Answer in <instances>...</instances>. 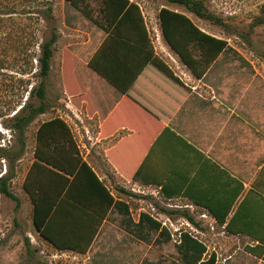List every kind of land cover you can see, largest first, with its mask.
Here are the masks:
<instances>
[{
  "label": "trees",
  "instance_id": "16d2710c",
  "mask_svg": "<svg viewBox=\"0 0 264 264\" xmlns=\"http://www.w3.org/2000/svg\"><path fill=\"white\" fill-rule=\"evenodd\" d=\"M65 1L84 17L96 23L108 35H112V38L121 41L125 53L115 54L113 60L116 63L123 62L126 65L129 52L137 50L145 54L143 65L149 61H159L163 64L155 55L143 14L137 3L132 0ZM91 1H96L98 4L100 14L97 19L93 18V11L90 8ZM165 1L182 6L186 13L169 7L160 9L159 18L163 37L195 77L202 79L212 63L227 50L228 41L199 28L187 16V13L221 27L224 26L225 21L210 11L207 5L210 0ZM51 12L50 8L48 17ZM263 27L264 2L258 6L248 32L253 34ZM57 39V35L52 34L50 39L41 42L40 53L35 57L38 62V69L35 72L33 68L30 73L26 72V63H30L27 57L19 59L22 61L20 71L24 72L20 75L29 74L31 78L28 80L20 78L18 87L6 90L3 97L0 117H4L5 120L2 126L11 132L14 144L2 146L0 142V195L14 200L17 209L21 208L22 201L13 194L10 188L14 178L13 165L26 153L27 133L31 125L41 115L47 113L43 104L35 106L32 100L38 98L44 102L46 99V79L51 72ZM197 52L199 55L196 56ZM67 63L70 64L69 61ZM106 64H108V57L102 60L101 49L98 52V61L97 58H93L89 62L91 69L98 72L118 90L127 93L132 81L127 82L121 74L109 71ZM32 78L38 79V84H33ZM68 82L73 84H68ZM66 84L67 93L76 96L77 88L73 74L69 71L66 74ZM167 133H171V136L183 144L184 148L173 150L167 158L170 160V166L161 176L162 194L166 198H187L196 206L207 209L213 215L217 226H225L226 234L230 236L249 239L253 244L247 247V251L264 260V183L260 181L261 177L264 178V168L251 188L246 189L242 182L221 170L185 140L169 130L165 134ZM2 139L3 136L0 133V141ZM152 153L150 151L148 157H152ZM108 156L124 176L145 184L158 183L151 182L153 178L145 176L143 167L135 171L117 162L112 151L108 152ZM3 161L7 164L5 173L3 172ZM198 165L203 166L199 169L202 172L214 174L216 178L214 187L206 186L204 183L198 184L195 179L191 178ZM223 182L224 185H222ZM23 189L29 195L33 206V224L37 232L60 251L86 253L101 225L112 209L118 205L112 192L80 156L71 128L60 117H54L37 126L34 162L27 172ZM84 192L88 196L95 197L97 202L90 203L85 200ZM121 192L127 193L125 190ZM77 212H88L92 216H97L98 219L78 224L73 221L77 220ZM126 212H128L127 209ZM188 219L193 222L190 216ZM143 220L156 229L160 227L149 216H143ZM60 226H69L72 236H64L60 233L61 231L57 233L56 228ZM89 227L93 229L90 234L86 231ZM184 246L186 252L193 251L196 254L195 259L200 261L205 248L196 239L185 235ZM215 259L213 255L209 264H215Z\"/></svg>",
  "mask_w": 264,
  "mask_h": 264
},
{
  "label": "rangeland",
  "instance_id": "374dc122",
  "mask_svg": "<svg viewBox=\"0 0 264 264\" xmlns=\"http://www.w3.org/2000/svg\"><path fill=\"white\" fill-rule=\"evenodd\" d=\"M132 1L141 9L145 25L148 26L146 29L149 28L154 52L163 54V43L166 41L161 32L160 9L169 7L186 13L185 9L165 0ZM263 2L264 0L208 1L210 11L225 21L223 27L194 15H191V18L202 30L228 41L227 50L209 68L210 80L225 78L228 82L235 83L234 86H244L248 118L259 126L262 131L260 138L264 144V27L257 29L253 34L248 32L252 18ZM50 8L52 12L48 17ZM63 8V0H0V111L5 91L18 87L20 78H31L29 74L20 75L24 72L20 71L22 61L19 59L27 57L30 63H26V72L30 73L31 68L35 72L38 69L35 57L40 53L39 45L42 41L50 39L52 34L58 37L55 59H52L51 72L46 79V99L44 102L38 98L32 100L35 106L43 104L47 113L31 125L27 133L26 153L13 165L14 178L10 188L13 194L21 199V208L17 209L16 202L11 198L0 195V264H80L75 259H66L65 255L58 257V249L54 247L56 250H53L49 245L51 243L40 236L33 224L31 200L23 189L27 172L34 162L36 129L40 123L54 117L62 118L71 128L80 156L78 143L81 140L94 142L93 134L88 133L83 137L76 134L77 129L82 132L83 123L90 122L85 114L79 111L75 119L77 109L72 105L79 107L77 98L68 94L62 84L61 55L71 41L68 33L62 31ZM66 8L69 9V6L66 5ZM90 8L93 18L97 19L100 14L97 2L91 1ZM86 20L90 22L91 27L94 22L88 18ZM38 82V79L32 78L33 84ZM82 115L85 116L83 120ZM4 120V117H0V133L3 136L0 142L2 146H12L14 138L11 132L2 126ZM98 158H101L100 153ZM98 164L101 165V162ZM6 165L3 161L4 173L7 170ZM98 172L118 204L109 213L107 225H113L116 231L113 237L117 243L112 246L111 252L118 250L120 254L104 264H209L213 255L216 258L215 264H264L262 258L247 251V247L253 244L249 239L226 234L210 217H205L203 211L189 209L188 206L192 205L189 200L179 198L169 202L160 187L140 184L131 178H124L119 173L113 175L110 168H98ZM262 179L264 178L261 177ZM145 215L160 227L156 229L143 220ZM185 235L196 239L205 248L200 261L195 259L196 254L193 251L186 252Z\"/></svg>",
  "mask_w": 264,
  "mask_h": 264
},
{
  "label": "crops",
  "instance_id": "0c3cea01",
  "mask_svg": "<svg viewBox=\"0 0 264 264\" xmlns=\"http://www.w3.org/2000/svg\"><path fill=\"white\" fill-rule=\"evenodd\" d=\"M63 7L62 31L68 33L71 41L61 55L62 84L66 89V74L71 72L79 105H72L77 109L75 116L74 111L72 112L73 116L77 119L76 115L82 112L90 122L83 123L82 132L77 129L76 134L83 137L89 133L94 136L93 143L83 140L80 141L81 145L78 143L81 156L101 181L104 182L98 168H110L113 175L119 173L129 179L118 171V167L108 156V152L112 151L115 160L123 167L135 171L143 167L145 176L153 178L154 181L151 182H158L146 185L162 189L161 176L169 169V154L173 150H181L180 147L184 148L171 133L165 134L169 130L200 151L221 170L242 182L246 189L251 188L264 165V144L260 138L262 131L259 126L248 118L244 86H234L235 83L228 82L225 78L211 81V69L202 79H197L167 42L163 43L165 54L155 52L165 65L159 61H149L143 65L145 54L137 50L129 52L126 65L123 62L116 63L113 60L115 54L125 53L121 41L112 38V35H108L97 24L92 23L90 27V22L65 0ZM191 15L187 13L190 19ZM147 30L150 34L149 28ZM100 49L102 60L108 57V70L121 74L127 82L132 81L127 93L118 90L90 68L91 59L97 58L98 61ZM83 115L82 120L85 117ZM163 134L165 136L158 141ZM150 151L153 152L152 157H148ZM98 153L101 158H98ZM200 168L203 166L198 165L191 178L198 184L214 187V174L202 172ZM103 176L106 177L105 174ZM261 181L264 183L263 179ZM84 195L88 202H97L95 197L88 196L85 192ZM179 198L182 197L166 199L175 201ZM192 205L216 223L207 209L194 203ZM76 219L73 221L81 224L98 217L88 212H77ZM107 224L108 218L97 231L86 253L58 251L53 245H49L57 251L58 257L65 255L66 259H75L80 264H104L120 254L118 250L111 252L112 246L117 243L113 237L116 231L113 225ZM222 229L226 233L225 226ZM92 230L91 227L86 228L89 234ZM56 231H61L64 236H72L69 226L57 227Z\"/></svg>",
  "mask_w": 264,
  "mask_h": 264
},
{
  "label": "built area",
  "instance_id": "2783aa9c",
  "mask_svg": "<svg viewBox=\"0 0 264 264\" xmlns=\"http://www.w3.org/2000/svg\"><path fill=\"white\" fill-rule=\"evenodd\" d=\"M134 191H135V190H134ZM167 201L172 202L173 200L167 199ZM168 206L171 207L170 205H168ZM188 208H189V209H193V206L190 205V206H188ZM205 217H206V216H205ZM167 220L170 221V219H168V218H167ZM170 222H171V221H170ZM171 225H172V223H171ZM212 229H214V227H212Z\"/></svg>",
  "mask_w": 264,
  "mask_h": 264
}]
</instances>
